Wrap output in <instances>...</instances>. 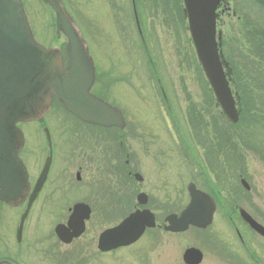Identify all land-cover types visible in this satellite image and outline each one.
Listing matches in <instances>:
<instances>
[{
	"label": "rangeland",
	"instance_id": "1",
	"mask_svg": "<svg viewBox=\"0 0 264 264\" xmlns=\"http://www.w3.org/2000/svg\"><path fill=\"white\" fill-rule=\"evenodd\" d=\"M63 1L81 28L83 35L90 40L91 37L94 39L99 35L104 37L106 51L112 60V72L104 78L107 79V99L122 109L127 126L120 137L118 133H113V130L91 128L76 121L57 105L51 107L43 120L54 136V140L57 133H61L63 137L66 134H72L73 142L67 145L70 150L62 153L66 173H63L61 177L60 174L54 173L41 197L34 202L24 225L21 247L17 244L14 233L23 206L11 208L0 203V260L8 259V257L15 260L10 252L18 249H21L22 253V257L18 259L24 261L25 264L36 262L46 264L47 256L50 258V255L52 256L51 262L53 259L59 260L56 264H67L69 260H78L77 257L70 258L69 256L73 255L69 252L73 247L61 245L53 233L54 225L57 222H64L68 209L76 201L81 200L80 189L82 188L80 186L82 184L75 182L74 172L82 164L84 170L82 173L87 181H90L91 185H96L95 177L98 175L103 179L98 184L104 186V181L108 183V179L102 176V169H108L110 162L108 154L111 149L120 147L119 138L122 139V147L137 149L134 152L139 153V159L143 155L142 149L168 145L167 142L164 143L165 132L167 134L169 132L163 129L164 110L162 104H159L162 101L159 92L160 83L164 84L167 93H171L170 101L173 109L176 104L177 116L180 117L179 122L183 128H186L184 132L190 134L191 130L188 127H193V169H195L193 179L195 184L209 191L213 196L218 195L220 206L217 212H228L234 219L239 220L238 226L247 241L246 250L239 242L233 241L232 236H229L227 232L224 233V226L219 223L220 214L215 215L216 221L211 231L218 230L220 234H225L228 240L225 242L226 250L230 252V255L232 253L236 255L231 256V259L238 260L243 256V259H251L247 250H250L252 254L258 252L264 259V241L252 237L245 230V226L237 218L238 214L235 209L243 207L264 225V130H262L264 129V56H257V39L256 36L254 37V32L247 35L244 29V32L240 30L238 33L236 29L238 25L235 22L236 19L233 18L228 30H234L235 37L227 41L225 49L224 46L222 47L232 71H237L240 75L239 80L234 76L235 73L232 75L233 91L240 90L244 86L249 88L252 94V104L250 107L247 106L246 116L241 118L239 123L231 124L224 121L220 110L214 104L213 96L209 93V87L190 43L185 18L179 14L181 10L176 11L177 0H146V5L160 4L161 9L169 10L161 12L159 9L157 12L161 23L156 27L159 38L156 35L151 39L156 43L154 47L149 48L151 53L154 54L152 49L156 52V55L150 57L151 64L149 62L147 64V57L144 58L141 48L137 47L136 39L133 38L134 34L130 33L126 26H123L119 35L118 27L121 25L122 18L120 12L117 13V22L116 17L114 22V17L110 21V16L102 15L104 5L109 4L111 0ZM229 1L235 4L234 0ZM237 1L242 4L241 0ZM112 2L118 6L120 1L113 0ZM23 3L35 39L45 46L55 42L54 22L48 7L40 0H23ZM142 3L145 4V1ZM255 6L253 0H248L245 7L243 6L244 11H237V15L247 16L242 20L252 26L260 20L257 17ZM157 7L160 8V6ZM146 14L151 16L150 8ZM99 18H103L105 23L99 24ZM112 22L114 24H111ZM150 23L147 24L151 29ZM94 58L103 59L104 56L99 50H94ZM245 95L246 92H243L244 97ZM247 117L250 119L253 117L257 123L249 124L250 120H247ZM21 127L28 134V138L37 137L39 152L36 154L43 160L45 139L42 128L36 122L22 124ZM158 133L161 135V140H158ZM223 133L225 135L222 137ZM148 138H150V144L147 143ZM152 139L155 141L153 142ZM177 159L182 163L186 157ZM147 164L149 163L145 161L142 167ZM194 164L200 165L202 169L195 167ZM153 166V162L150 163V170ZM60 168L54 170L57 171ZM241 178L247 181L250 186L249 190L242 187ZM102 200L104 206L101 205L105 210L112 209L105 207L108 203L106 199ZM155 206L161 210L167 205L161 203ZM105 212L95 213L87 222L85 236L74 242V245L91 246L85 251L86 256L92 255L96 250L92 244H95L98 234L120 219H113L114 217ZM152 236L144 235L130 250L125 251L127 258L123 264H142L139 256L142 255V250L152 248L153 245L150 243ZM162 243L168 247L174 242L163 239ZM170 252L171 256L176 253L171 250ZM162 254L159 250L152 253L151 256L155 257L151 260V264H177L173 258L163 260L160 257ZM95 258L97 260L106 259L102 256ZM217 259L215 254L213 257L208 255L205 258L208 264H217Z\"/></svg>",
	"mask_w": 264,
	"mask_h": 264
},
{
	"label": "water",
	"instance_id": "2",
	"mask_svg": "<svg viewBox=\"0 0 264 264\" xmlns=\"http://www.w3.org/2000/svg\"><path fill=\"white\" fill-rule=\"evenodd\" d=\"M50 7L55 21L56 38L65 39L66 62L58 47L46 48L32 34L21 0H0V200L11 207L28 203L18 226L20 241L23 225L29 209L43 187L51 160V138L45 133L50 153L32 191L28 174L18 152L23 146V133L19 122L39 120L55 99L64 109L83 122L103 127L123 129L125 120L119 108L112 106L90 92L95 78L92 58L74 19L62 0H42ZM220 0H183L188 29L198 63L214 93L225 118L232 123L239 120V110L232 96L229 82L219 53L220 44L215 35V10ZM242 185H249L242 179ZM190 202L180 217H167L168 230H184L188 224L205 227L215 212L213 199L205 192L188 187ZM137 201L145 204L146 195H138ZM242 219L264 237V226L239 208ZM89 206H74L66 225H57L55 232L64 243H70L84 231L89 218ZM154 215L146 209H137L118 225L104 230L98 240V248L109 251L128 246L137 241L146 228L155 227ZM193 248L184 254L187 264H193Z\"/></svg>",
	"mask_w": 264,
	"mask_h": 264
},
{
	"label": "flooded vegetation",
	"instance_id": "3",
	"mask_svg": "<svg viewBox=\"0 0 264 264\" xmlns=\"http://www.w3.org/2000/svg\"><path fill=\"white\" fill-rule=\"evenodd\" d=\"M112 1L113 0H111L109 4L106 3L104 5V11L102 10V15L104 14L106 16H110V21L113 20L114 17V22L116 17L117 22V13L120 12L122 18L121 25H119L118 27L119 35L122 32L123 26H126L129 29V32L134 34L133 38L136 39L137 47L139 46V48H141V52L144 58L146 59L147 57V64L148 62L149 64H151V55H156L155 50L152 49L154 54L149 51L150 46L154 47V45H156V43L151 41V39L156 37V35L159 38L158 34L156 33V27H158L161 23L157 12H159V9L161 10V12L169 10H167L166 8L161 9L162 6L160 4L152 3L150 6L146 5V0H118V2L120 1L118 6ZM114 1L116 2V0ZM142 1H145V4L142 3ZM234 1L235 4L230 3L229 0H222L216 9V36L217 38L220 37V50L223 57L225 56L222 47L224 46L225 49L227 41H230L235 37L234 30H228L229 24L231 23L230 21H232L231 19L233 18L236 19L235 22L238 25L236 29L238 30V33H240V30L244 32V29L247 35L249 33L253 34L254 32V37L256 36L257 39V41L255 39L257 44V55L264 56V0H253L254 4L256 5L255 7L258 14L257 17L260 18V20L257 21L256 24L254 23L253 26L242 20L243 17L247 16L237 15V11L241 12L245 10L244 7L245 4L248 3V0H241L243 5L239 4V1L237 0ZM177 3L178 4L176 5V11L181 10V12L179 11V14L182 15L180 0H177ZM157 6H160V8ZM148 8H150V13H152L151 16H149L148 14L145 15V13L148 12ZM155 14L157 15L155 16ZM105 20L107 21V19ZM150 21H152V23H150ZM99 22V24L105 23L103 18H99ZM146 22L150 23L151 29L148 28L149 26ZM111 24L114 23L112 22ZM84 38L88 46L89 54L92 56L95 66L96 78L93 85V88H95V94L101 96L106 100L108 96V93L106 92L107 79L104 78L112 72V60L110 59L106 51L107 46L104 41V37H101L99 35L95 37L96 39H92L91 37L90 40L84 35ZM94 50H99L104 58H94ZM158 81L160 82V79H158ZM161 84L162 83H160L159 86V92L161 94L160 97L162 98V101H160L159 104H162L164 110L163 129L168 130L169 132L168 134L167 132H165L166 136L164 138V143L167 142L168 145L166 147L160 148L149 147L147 149H142L141 151H143V155L142 157H140V160L138 158L139 153L135 154L134 152L137 149L131 147H122L123 142H121V140L120 147L111 149L110 153L108 154V157L110 158L108 169H102V176L108 179V183L107 181H104V186H100L98 184V182L103 180L98 175H96L95 177L96 185H91L90 181H87L86 176H84V174L82 173L84 170L81 164L80 167H78V169L74 172L73 176L75 182L82 184V186H80L82 188L80 189L81 200L76 201L75 203L83 202L89 205L91 209L90 219L95 213L101 214L103 213V211H106L105 213H107L109 216L114 217L113 219H123L128 214L133 212L136 208H138V206L136 205L137 195L140 192H144L147 195V204L140 208H148L154 213L157 227L154 229H147L142 236L144 237V235H153L150 239V243L151 245H153L152 248L148 250H142V255L139 256L142 264H151V260L155 257L151 256V254L158 250L162 251L163 254L160 257L163 260H165L166 258H169L171 260L173 258L177 261V264H187L184 260V254L185 251L189 248L198 250L193 253V264H208L205 258L208 257V255L213 257V254L218 257L216 261L217 264H237L238 262H240L241 264H264L263 256H261V254H258V252L252 254L250 250H247V254L250 255L251 259H243L244 256L242 257V259L238 260L231 259V256H234L235 253L234 255L233 253L230 255V252L226 250L225 242L228 240L225 237V232H227L229 236H232L231 239H233V241L239 242L241 247L245 250V243H247V241L243 237L238 226L239 220L237 221L236 219H234V217H232L228 212H215L211 224L207 225L205 228L190 225L185 230H166V217L169 214H177L179 216L183 208L190 200L187 187L190 183H195L193 179V170L195 169H193V127H188V129L191 130L190 134L184 132V129L186 128H183L181 126V122H179L180 117L177 116L176 104L175 109H173V104L170 101L171 93H167V90H165L163 86L164 84ZM209 93H211L210 90ZM211 95L213 96L212 93ZM214 104L218 108L216 102ZM224 121L227 122V120L225 119ZM113 131V133H117L116 129ZM43 135L45 139V156L43 160L39 155L36 154L37 152H39L37 137L28 138V134L25 132L24 144L18 153L27 168L31 185L35 184L42 171L44 162L49 155V143L47 141L46 134L44 133ZM71 135L72 134H66L63 137L61 133H57V137L54 140V136L51 134V143L53 150L52 163L43 189L39 193L36 201L41 197V194L49 184L54 173H57V175L60 174V177L63 173H66V164L64 158L62 157V153H65L64 151L70 150L69 148H67V145H70L73 142ZM113 135L117 137L116 134ZM224 135V133L221 134L222 137ZM159 139L161 140V135L158 133V140ZM149 141L150 138L147 139L148 144L151 143ZM154 141L155 140H153V142ZM181 157H186L185 161L182 163L177 161V158L181 159ZM145 161L149 164L142 167V164ZM152 162L154 166L150 170V163ZM194 165L195 167H199L200 169H202L200 165ZM56 168L60 169L56 171L54 170ZM137 174L140 176V180L136 179L135 175ZM83 183L85 186L83 185ZM118 183L120 185H118ZM199 188L202 189V187ZM64 198H66V196ZM102 199H106L108 202L105 207L112 209L108 211L105 210V208L103 207L104 201ZM26 202L27 201H25V203ZM161 203H165L167 206H164V209L158 210L159 208H157L155 205ZM72 206L68 209V214L65 217V221L62 223L66 222L68 216L71 213ZM218 214L221 215V217L219 218V223L220 225L224 226L223 230L225 234H220L218 230L211 231L216 221L215 215ZM238 219H240V222H242L245 226V230L248 231V233H250L252 237H256L258 238V240L260 239L264 241V238L252 231L245 224V222L241 220V218ZM85 232L79 238L73 239L70 244H63L62 242H60L59 238L53 232L54 237L61 245L73 247L72 250H69L70 253H73L72 256L68 254L70 258H78V260L76 261H67V264H104L105 262L106 264H123L125 263L127 258V255L124 252L130 250V248L133 247L134 244L140 241L139 239L136 243L130 246L120 247L103 252L97 248V236L95 239V244H92L94 245L96 250L94 251V253H92V255L90 254L86 256L85 251L91 246L74 245V242L85 236ZM163 239H169L174 243L166 247L163 245V243L161 244V240ZM170 250L176 253L171 256ZM167 251H169V253H167ZM10 254L14 255L15 258L14 260L8 257L10 261L14 262L15 264H25L24 261L18 259L20 256L22 257L21 249L11 251ZM94 256H97L98 258H101L102 256L106 259L97 260ZM50 258H52L51 255ZM50 258L47 256L46 264H56L57 262H59V260L56 261L54 259L51 262ZM29 264H37V262Z\"/></svg>",
	"mask_w": 264,
	"mask_h": 264
},
{
	"label": "trees",
	"instance_id": "4",
	"mask_svg": "<svg viewBox=\"0 0 264 264\" xmlns=\"http://www.w3.org/2000/svg\"><path fill=\"white\" fill-rule=\"evenodd\" d=\"M251 40V39H250ZM234 76H236L237 77V79L239 80L240 79V75L237 73V71H234ZM249 88H247V87H244V86H242L241 88H240V90H237V92H238V95H239V98H240V107H241V109H242V118H244L245 116H246V113H247V110H246V108H247V106H251V104H252V101H251V98H252V94L250 93L251 91H249L248 90ZM243 92H246V95H245V97L243 96ZM249 116V115H248ZM247 120H250L248 123L249 124H254V123H257V122H255V119L252 117V119H250V118H248L247 117ZM262 130H264V129H262ZM216 199L218 200V195L216 196ZM219 201V200H218ZM220 202V201H219Z\"/></svg>",
	"mask_w": 264,
	"mask_h": 264
},
{
	"label": "bare ground",
	"instance_id": "5",
	"mask_svg": "<svg viewBox=\"0 0 264 264\" xmlns=\"http://www.w3.org/2000/svg\"><path fill=\"white\" fill-rule=\"evenodd\" d=\"M257 56H259V55H257Z\"/></svg>",
	"mask_w": 264,
	"mask_h": 264
}]
</instances>
